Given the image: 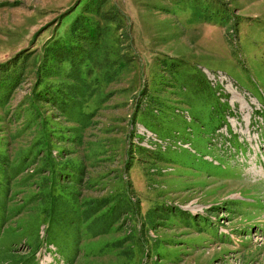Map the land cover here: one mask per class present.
Instances as JSON below:
<instances>
[{
    "label": "rangeland",
    "instance_id": "obj_1",
    "mask_svg": "<svg viewBox=\"0 0 264 264\" xmlns=\"http://www.w3.org/2000/svg\"><path fill=\"white\" fill-rule=\"evenodd\" d=\"M0 264H264V0H0Z\"/></svg>",
    "mask_w": 264,
    "mask_h": 264
},
{
    "label": "trees",
    "instance_id": "obj_2",
    "mask_svg": "<svg viewBox=\"0 0 264 264\" xmlns=\"http://www.w3.org/2000/svg\"><path fill=\"white\" fill-rule=\"evenodd\" d=\"M88 13H93L92 11H90L89 10V12ZM77 26H80V29H78V30H82L81 28L84 26V24H79V21L77 20L76 22H75V24H74V30L75 31H77L76 30V27ZM80 35V34H79ZM83 37V36H82ZM82 38H80L79 39V41H82L81 40ZM64 52V51H63ZM62 52V54L61 55H64V53ZM77 82H79L80 83V81H78L77 80ZM43 88H39L38 89V91L39 90H41L40 91V94H38V96L40 97V99H41V101L43 102L44 100L43 99H45V100H48V103L47 104H49V105H52V106H55V107H57V102H58V99L57 100H55V101H51L52 99H55V98H52V97H50V98H47V97H49V96H47V97H44L42 94H43V91L44 90H42ZM53 91H54V89H53ZM65 91H67V90H65ZM45 94V93H44ZM45 96H46V94H45ZM65 98V100H64V103H65V106L63 107V112L61 111V115H58V116H56L57 117V119L59 120V116H60V118H62V116H64V119L65 120H68L67 122H76V118L73 116V115H70L71 113L72 114H75V113H82V118H83V116L84 115H86V113H84V109L82 110V111H80V110H78V109H73L72 110V112L70 113V110H69V107H71V105H70V101L69 100H67L66 99V97L65 96H61V98ZM43 98V99H42ZM56 104V105H55ZM67 104V105H66ZM58 108H60V107H58ZM85 121V120H84ZM83 121V124H80L81 126H75L74 128H71V130H70V133H75L76 134V138L77 139H79L80 138V136L78 135L81 131H83V129H86L87 127H88V124L90 123H88V124H86V122L87 121H85L84 122ZM86 125V126H85ZM66 127V126H65ZM76 127H78V128H76ZM67 128V127H66ZM75 129V130H74ZM67 131V130H66ZM76 138L74 137L73 138V140H75V142L73 143L74 145H76Z\"/></svg>",
    "mask_w": 264,
    "mask_h": 264
}]
</instances>
